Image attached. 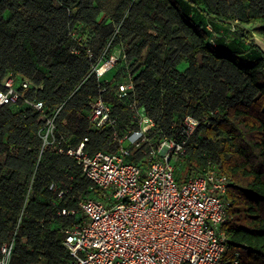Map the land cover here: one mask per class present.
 <instances>
[{"label": "trees", "instance_id": "16d2710c", "mask_svg": "<svg viewBox=\"0 0 264 264\" xmlns=\"http://www.w3.org/2000/svg\"><path fill=\"white\" fill-rule=\"evenodd\" d=\"M142 6L162 7L161 16L140 17ZM112 19L98 54L80 38L83 29L97 36L105 30L99 0H0V88L12 75L22 94L0 108V255L16 233L11 260L15 256L17 264H65L69 252L61 230L77 217L58 212L102 195L82 166L56 146L40 155L44 114L26 102L44 103L45 114L62 106L57 135L68 115L79 113L89 130L78 134L76 144L60 136L74 146L89 137L86 150L93 153L118 151L113 132L136 128L130 109L135 101L156 122L153 140L173 136L172 126L186 116L201 121L188 145L186 172L203 173L209 161L219 166L231 182L227 257L237 252L239 264H264V51L257 42L264 43V0H163V6L158 0H117ZM118 51L123 55L111 78L89 75L101 58ZM129 81L133 90L121 100L118 86ZM110 90L115 103L106 99ZM98 97L118 117L116 129L89 123L90 102ZM130 150L129 161L138 163L142 150ZM45 165L63 169L64 176H42ZM54 183L67 190L62 198L50 189Z\"/></svg>", "mask_w": 264, "mask_h": 264}, {"label": "built area", "instance_id": "2783aa9c", "mask_svg": "<svg viewBox=\"0 0 264 264\" xmlns=\"http://www.w3.org/2000/svg\"><path fill=\"white\" fill-rule=\"evenodd\" d=\"M122 55L118 51L108 59L101 58L89 75L102 79ZM89 58H93L90 51ZM28 85V81L22 82L24 88ZM118 87L117 97L122 100L129 97L134 86L129 81ZM21 96L14 76H9L0 88V108L17 102ZM26 103L44 114L40 155L46 146H56L58 153L74 158L82 166L86 177L102 193L101 197L82 199L76 208L65 207L58 212V216L77 217L74 224L61 230L69 252L65 264H239V253L227 257L230 245L224 228L232 219L226 199L229 179L213 161L203 173L180 174V179L176 175L177 164H184L200 120L186 116L172 126L173 136L153 140L149 134L156 122L134 101L130 109L136 128L122 135L113 132L118 151L90 153L86 150L89 137L74 146L57 135L56 118L62 106L45 114L44 103ZM88 121L98 130L106 125L116 129L118 117L98 97L90 102ZM130 148L142 150L138 163L129 161ZM50 189L60 198L67 192L55 183ZM15 235L3 244L0 264H10Z\"/></svg>", "mask_w": 264, "mask_h": 264}, {"label": "rangeland", "instance_id": "374dc122", "mask_svg": "<svg viewBox=\"0 0 264 264\" xmlns=\"http://www.w3.org/2000/svg\"><path fill=\"white\" fill-rule=\"evenodd\" d=\"M133 2H138L141 0H132ZM99 2L101 3V5L103 6L104 9V28L105 30L102 32L101 35H95L93 33H91L89 30H84L81 31L82 32V38H80L82 41H84L86 44L88 43L98 54L103 50V47L106 43V37L108 36L107 34H110L114 24H113V16L116 15V4H117V0H99ZM158 3L161 4L163 6V0H158ZM162 7H158V8H147L145 6H142L139 10V16L142 17L143 13L149 12L152 13L156 16H161L159 11H161ZM202 9H205V7H202ZM8 13L5 14L4 16V23L6 22L7 18H8ZM197 18L200 19L201 22H203V24L206 23L205 18L201 15H197ZM1 26V23H0ZM105 34L107 36H105ZM225 34V32H222L221 35ZM227 34V33H226ZM140 39L136 38L134 40L135 43H139ZM257 42L259 44V46L262 48V50L264 51V43L261 42L259 39H257ZM130 39L125 43V47L129 48L130 47ZM198 62L201 64L202 63V59L199 56L198 57ZM181 68H186V66H182ZM45 71V69H44ZM111 72L106 76V78H111L110 77ZM115 92H113L112 90H110L106 96V99L109 103H115V98H114ZM131 122L132 118L129 117L125 120V122ZM84 128H87V130H89V125L87 123V120H83L82 116L79 113L73 112L71 114L68 115V117L63 121L60 130H58V134L59 135H64L67 140L69 142H73L74 144L77 143V136L78 134H80L82 132V130ZM115 149V148H113ZM54 150V149H53ZM4 155L0 154V162L3 160ZM46 167L44 168L43 171H41L42 176L49 175V177L51 175L56 176V181H58V179L61 176H64V170L57 168V169H50L48 167V165H45ZM185 168V170H184ZM186 166L183 163H179L177 164V171H176V175H180L182 174L183 177H185L184 175L186 174ZM185 179L183 178L181 181H184ZM180 181V182H181ZM32 192V190H31ZM52 230H55L56 227L55 225L52 226L51 228ZM21 239V238H20ZM22 244H25L26 240L22 239L21 240ZM10 264H17L16 261V257L14 256L13 259L11 260ZM41 264H46V262H43ZM61 264V263H60Z\"/></svg>", "mask_w": 264, "mask_h": 264}]
</instances>
